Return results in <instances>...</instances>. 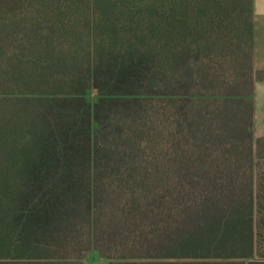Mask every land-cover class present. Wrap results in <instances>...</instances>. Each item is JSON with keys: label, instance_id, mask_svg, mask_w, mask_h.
I'll use <instances>...</instances> for the list:
<instances>
[{"label": "trees", "instance_id": "trees-1", "mask_svg": "<svg viewBox=\"0 0 264 264\" xmlns=\"http://www.w3.org/2000/svg\"><path fill=\"white\" fill-rule=\"evenodd\" d=\"M251 18L0 0V264H264Z\"/></svg>", "mask_w": 264, "mask_h": 264}, {"label": "crops", "instance_id": "crops-1", "mask_svg": "<svg viewBox=\"0 0 264 264\" xmlns=\"http://www.w3.org/2000/svg\"><path fill=\"white\" fill-rule=\"evenodd\" d=\"M252 68L264 72V0H252ZM252 137L264 136V78L255 77L252 85Z\"/></svg>", "mask_w": 264, "mask_h": 264}, {"label": "rangeland", "instance_id": "rangeland-1", "mask_svg": "<svg viewBox=\"0 0 264 264\" xmlns=\"http://www.w3.org/2000/svg\"><path fill=\"white\" fill-rule=\"evenodd\" d=\"M96 92L93 89H89L86 92V99L89 103H93L96 100ZM84 264H108L110 261L104 257L99 256L95 251H90L83 257Z\"/></svg>", "mask_w": 264, "mask_h": 264}]
</instances>
